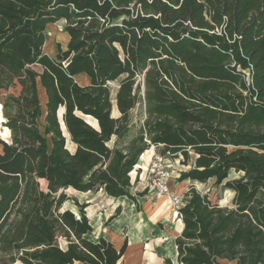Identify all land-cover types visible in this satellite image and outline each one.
Returning <instances> with one entry per match:
<instances>
[{
	"label": "trees",
	"instance_id": "1",
	"mask_svg": "<svg viewBox=\"0 0 264 264\" xmlns=\"http://www.w3.org/2000/svg\"><path fill=\"white\" fill-rule=\"evenodd\" d=\"M67 2L75 14L94 20L91 27L77 29L81 37L78 48L93 40L92 48L100 58L98 73L95 76L89 65L83 69L91 72L94 83L98 79L99 84L105 83L107 71H112L114 77L124 76L118 92L123 128L129 130V112L142 101L143 129L150 144L162 146L163 155H181L184 164L192 162L188 170L180 173V181L204 182L214 178L218 188L235 191L234 207L221 206L195 186L185 193L184 203L178 208L184 223L176 238L178 264H220L221 259L235 260L237 264H264V0ZM3 14H0V90L11 87L17 80L24 87L21 96L12 97L21 108L20 116L8 118L7 124L14 132L22 129L30 138L31 145H26L24 152L33 153L35 165H31L35 168L39 166L36 165L39 157L48 160L47 134L60 105L66 106L64 122L70 128L71 101L67 95L69 90L76 93L83 90L73 80L64 81V75L75 79L79 69L69 66L65 70L56 63V75L52 60L43 52L45 25L52 12L23 8L19 13L7 14L6 18L19 23L17 26L7 25ZM116 41L123 48V57L111 47ZM9 48L14 54L6 52ZM89 49L82 57L91 52ZM106 54L110 55L108 62ZM35 63L48 66L40 73L31 67ZM138 77L142 80L134 92ZM39 80L48 91L46 134L38 123L42 114ZM54 86L59 88L56 99L49 94ZM88 113L101 125V116ZM94 116L87 115L97 121ZM73 121L82 134L89 133V126L82 119L74 117ZM64 122L61 119L63 127ZM2 126L9 128L3 123ZM14 136L15 143L21 146L23 140ZM36 143L42 147L34 148L32 145ZM56 144L63 147L65 138ZM0 145L4 151L0 152L1 233L9 218L17 213L21 182L16 178L13 186H6L14 172L12 163L3 162L20 150L2 139ZM49 157L53 160V156ZM73 158L75 168L84 172L85 158L90 160L87 153L78 149ZM232 169L242 171L243 175L230 179ZM53 173L52 168V180ZM55 186L53 183L52 187ZM26 197L33 199L30 192ZM34 210L36 216V207ZM27 218L23 214L25 223H20L26 232L31 225ZM34 227L36 224L30 230L37 237ZM36 248L25 249L22 256H33L31 252ZM72 249L80 255L77 246ZM166 264L173 262L167 258Z\"/></svg>",
	"mask_w": 264,
	"mask_h": 264
},
{
	"label": "rangeland",
	"instance_id": "2",
	"mask_svg": "<svg viewBox=\"0 0 264 264\" xmlns=\"http://www.w3.org/2000/svg\"><path fill=\"white\" fill-rule=\"evenodd\" d=\"M67 1L0 0V14L4 13L5 18L8 17L7 14L19 13L23 8L52 12V15H48L49 21L45 25L43 52L52 60L54 64L52 69L56 75V68H58L56 63L64 67L65 70L69 66L79 69L75 79L65 74L64 81L73 80L83 90L80 93L69 90V95H67L71 101L70 128L64 122L67 112L65 105H60L56 117L53 116L54 125L52 128L50 127L51 131L47 134L46 158L48 160L39 157L36 162V165L39 166L35 168H32V165H35L32 158L33 153L24 152L26 145H31L30 138L26 137L22 129L14 132L6 124L8 118L20 116L21 108L12 97L21 96L24 87L17 80L11 87L0 90V103L3 105L5 117L3 125L8 126L11 130L9 138L2 135L3 126L0 124V139L12 148L20 150L11 153L3 162L4 164L12 163L11 169L13 170L11 171L14 172V175L7 179L6 186H13L16 183V178L21 182L17 213L9 218L0 233L1 264H122L129 246L128 233L131 221L148 220V214L151 212L149 207L153 206L161 196L151 188L153 177L150 168L155 157L162 156L169 169L173 171V177L169 181L171 193H176L175 187L180 183V173L188 170L192 163L190 160L188 164H184L181 155L178 157L169 153L163 155L161 153L162 146L157 147L150 144L143 129L145 106L142 101L129 112V130L123 128L125 124L121 119L122 112L118 105V92L124 76L114 77L115 74L112 71H107L105 83L99 84L98 79L94 83L91 72L83 69L89 65L94 68L95 76L98 73L100 58L92 48L93 40H89L86 47L78 48L81 37L78 36L77 29L81 26L91 27L94 20L75 14ZM143 9L145 8L143 7ZM6 20L7 25L17 26L19 24L11 18H6ZM115 22H119V20H115ZM88 47L91 52L82 57ZM111 47L118 50L123 57V48L119 42H113ZM6 52L14 54L11 48L6 49ZM105 59L108 62L110 55L106 54ZM47 66L45 63L31 65L34 70L40 73ZM83 75L88 77L89 83L85 81ZM141 80L142 77L137 78L134 92ZM57 83L61 87L59 77ZM87 83L88 85H86ZM95 84L96 87L93 86ZM58 89L57 86L49 89V94L55 99L58 97ZM47 92V88L39 80L38 96L42 114L38 117V123L43 134H46L47 125ZM60 108H63V113ZM89 111L101 116V125L94 115L88 113ZM87 115L97 119L98 127H94L96 125L89 121L91 117H87ZM74 117L82 119L89 126L87 135L80 132L78 124L73 121ZM61 119L65 127L62 126ZM21 123L23 124L24 121L22 120ZM74 131L77 134H73ZM15 134L20 140H23L24 143L21 146L15 143ZM64 138L63 148L56 142L61 143ZM32 146L37 148L42 147V144L36 143ZM78 149L86 152L88 158L90 157V160L85 158L87 166L84 172L74 166L73 155ZM0 152L4 153L1 145ZM49 156H53V160H58L57 163L53 162ZM52 168L55 175H53L54 180L50 177ZM58 168L62 169L57 171ZM15 173L20 174L17 176ZM242 175V171L235 169L229 172L230 179ZM53 183L56 184L55 187H52ZM194 184L198 190L210 192L214 198L220 195L224 196L221 202L223 206L234 207L233 198H230L231 194L228 193L229 190L224 191L222 186L217 188L214 180L209 179L204 183L194 182ZM183 187L180 186V188ZM27 192H30L33 197L32 201L27 199ZM181 195L185 196V193ZM165 196H167V205L173 207L169 221L171 222L173 218L177 220V207L173 206L168 195ZM65 213L70 214L68 218L64 216ZM23 214L27 215V219L31 223L27 227L29 228L27 232L26 229L21 228V224L25 223ZM35 224L37 227L34 229L37 228V237H34V232L30 230ZM113 228L119 229L121 236L119 243L105 234V230L112 231ZM97 231H100L99 237H95ZM36 246L38 248L31 252L33 256L29 255L27 258L22 256L25 249ZM73 246L79 248L80 255H77L76 250L73 251Z\"/></svg>",
	"mask_w": 264,
	"mask_h": 264
},
{
	"label": "crops",
	"instance_id": "3",
	"mask_svg": "<svg viewBox=\"0 0 264 264\" xmlns=\"http://www.w3.org/2000/svg\"><path fill=\"white\" fill-rule=\"evenodd\" d=\"M83 76L85 77V81H88V77L85 75ZM149 157L150 155L148 158ZM144 167H146V165H144ZM210 179L215 182L214 178ZM194 182L204 183L206 181L200 182L197 180L184 179L175 187L176 193L184 194L191 186L196 187ZM181 185L184 187L180 188ZM227 190H229L228 193L231 194L230 198H234L235 191L229 188L224 191ZM200 192L208 193L213 201H217L223 206L221 202L223 201L224 196L221 199H218V197H212L210 192ZM149 210L151 212L148 214V220L136 219L131 221L128 233L129 246L124 255L125 260L122 264H166L167 258H170L173 264H178L176 238L182 233L184 228L182 217L177 215V220L173 218L171 222L169 221L172 216V207L167 205L166 197H159L158 201L153 206L149 207ZM105 234L110 236V238L117 243L121 241L120 232L117 228H113L112 231L107 229L105 230ZM99 236L100 231L95 232V237ZM220 264H237V261L221 259Z\"/></svg>",
	"mask_w": 264,
	"mask_h": 264
},
{
	"label": "built area",
	"instance_id": "4",
	"mask_svg": "<svg viewBox=\"0 0 264 264\" xmlns=\"http://www.w3.org/2000/svg\"><path fill=\"white\" fill-rule=\"evenodd\" d=\"M150 172L153 177L151 188L159 195H168L173 206L177 207V209L183 205L185 196L171 193L169 181L173 177V171L169 169L166 160L162 156L155 157ZM177 215H180L179 210H177Z\"/></svg>",
	"mask_w": 264,
	"mask_h": 264
},
{
	"label": "bare ground",
	"instance_id": "5",
	"mask_svg": "<svg viewBox=\"0 0 264 264\" xmlns=\"http://www.w3.org/2000/svg\"><path fill=\"white\" fill-rule=\"evenodd\" d=\"M3 105H2V103H0V124L2 125V123H3V121H4V116H3ZM62 113H63V111H62ZM61 113V114H62ZM60 114V115H61ZM90 120L89 121H91V123H93L94 125H96L95 127H98L97 126V121L95 120V119H93V118H89ZM90 123V122H89ZM64 124V123H63ZM93 125V126H94ZM65 127V126H64ZM1 131L3 132H1L2 133V135H5V136H8V138L10 137V130H9V128H7V127H3L2 129H1ZM3 138H7V137H4V136H2ZM159 197H167V196H165V195H161V196H159ZM172 207V206H171ZM173 208V207H172Z\"/></svg>",
	"mask_w": 264,
	"mask_h": 264
},
{
	"label": "flooded vegetation",
	"instance_id": "6",
	"mask_svg": "<svg viewBox=\"0 0 264 264\" xmlns=\"http://www.w3.org/2000/svg\"><path fill=\"white\" fill-rule=\"evenodd\" d=\"M8 121V120H7ZM7 121H6V124H7Z\"/></svg>",
	"mask_w": 264,
	"mask_h": 264
}]
</instances>
